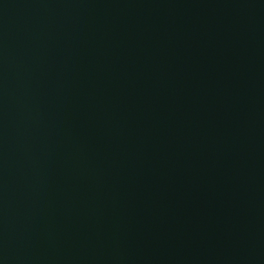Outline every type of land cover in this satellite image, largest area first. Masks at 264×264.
Instances as JSON below:
<instances>
[{
    "label": "water",
    "instance_id": "water-1",
    "mask_svg": "<svg viewBox=\"0 0 264 264\" xmlns=\"http://www.w3.org/2000/svg\"><path fill=\"white\" fill-rule=\"evenodd\" d=\"M0 264H264V0H0Z\"/></svg>",
    "mask_w": 264,
    "mask_h": 264
}]
</instances>
